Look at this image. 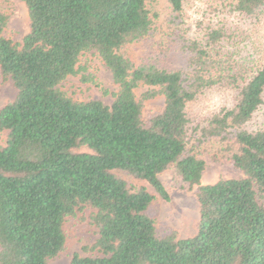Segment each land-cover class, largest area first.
<instances>
[{
  "label": "trees",
  "instance_id": "16d2710c",
  "mask_svg": "<svg viewBox=\"0 0 264 264\" xmlns=\"http://www.w3.org/2000/svg\"><path fill=\"white\" fill-rule=\"evenodd\" d=\"M21 1L29 30L19 43L4 34L0 9V76L16 90L0 108V264H48L65 248L64 224L84 210L97 237L70 264H264V124L249 128L264 106V50L249 66L227 43L234 31L185 36L184 0H165L164 36L186 57L169 69L165 53L135 62L123 51L157 31L155 0ZM227 5L260 46L264 0ZM92 50L117 86L110 105L58 87ZM215 88L233 89L230 105L196 110ZM158 96L163 107L144 122L143 103ZM205 143L220 145L242 177L202 184ZM170 166L181 188L196 187L199 220L187 238L159 235L146 214L154 195L115 174L168 199L159 174Z\"/></svg>",
  "mask_w": 264,
  "mask_h": 264
},
{
  "label": "rangeland",
  "instance_id": "374dc122",
  "mask_svg": "<svg viewBox=\"0 0 264 264\" xmlns=\"http://www.w3.org/2000/svg\"><path fill=\"white\" fill-rule=\"evenodd\" d=\"M232 0H184V24L185 36L196 37L205 30L211 28H224L228 33L234 31L235 38L231 37L228 42L238 48L237 61L252 65V60L264 50V41L259 46L249 37V25L241 22V17L231 11L228 2ZM152 13L157 15L159 22L157 31L150 37L136 44L126 46L123 51L131 59L137 62L140 58L160 56L161 65L169 68H181L186 64L185 53L177 49L174 41L164 36L166 30L162 20L168 12V5L165 0H155L148 4ZM0 9L7 15L8 21L4 34L13 42H21L22 37L29 30V18L24 3L21 0H0ZM243 23V24H242ZM240 26V30L238 27ZM246 34H248L247 37ZM241 37H244L241 38ZM163 38V39H162ZM226 43V44H227ZM237 43V46L236 44ZM230 47V46H229ZM231 48V50H234ZM262 49V50H261ZM78 65L81 67L77 75L67 76L58 85L59 89L75 100L97 99L106 105L114 100V93L117 86L114 84L109 69L103 64L95 51H87L79 56ZM84 76L85 80L81 77ZM146 86L135 89V96L138 99L145 91ZM217 91L207 94L204 102L196 110L209 108L210 111L220 105H230L233 89L215 88ZM16 94L11 81L3 80L0 76V108L11 101ZM163 107V98L158 96L152 100L145 101L141 109V117L144 122ZM264 108V106H263ZM257 114L249 128L256 129L264 124V109ZM5 136L0 132V139ZM197 157L205 163L202 172L201 183L210 184L219 179L240 178L242 173L233 166L229 156L222 147L215 143H205L197 150ZM115 174L125 179L129 185H142L154 199L146 210V214L154 220V226L159 235L174 232L177 238L193 236L197 230L199 220L198 203L195 197V188L192 190L181 188L173 178V168L170 166L159 174L164 185L168 199L160 197L154 189L145 181L136 180L128 174L115 171ZM66 234V245L63 251L57 256L48 260V264H70L74 253L85 255L82 247L91 245L96 237V229L88 219V210L77 212L75 217L69 218L64 224Z\"/></svg>",
  "mask_w": 264,
  "mask_h": 264
}]
</instances>
